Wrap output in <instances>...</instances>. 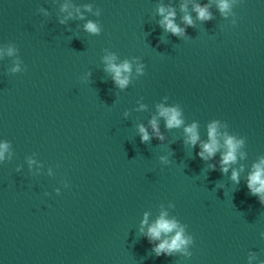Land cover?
Listing matches in <instances>:
<instances>
[{"label":"water","instance_id":"water-1","mask_svg":"<svg viewBox=\"0 0 264 264\" xmlns=\"http://www.w3.org/2000/svg\"><path fill=\"white\" fill-rule=\"evenodd\" d=\"M219 2L0 0V264L264 260V202L247 186L264 158V0ZM162 5L183 33L163 26ZM109 54L131 63L123 88ZM160 105L183 124L166 127ZM214 120L222 145L243 140L227 172L223 147L203 159L186 142V125L207 140ZM162 212L191 236L186 251L156 253L147 229Z\"/></svg>","mask_w":264,"mask_h":264},{"label":"clouds","instance_id":"clouds-1","mask_svg":"<svg viewBox=\"0 0 264 264\" xmlns=\"http://www.w3.org/2000/svg\"><path fill=\"white\" fill-rule=\"evenodd\" d=\"M66 8L67 5H64ZM196 11L200 19H210L211 13L208 6L197 4ZM219 7L221 11L230 9L231 0H220ZM159 12L163 15L161 23L163 26L171 31L173 34H180L185 31L183 27L178 25L174 17L176 15L174 9H166L163 5L159 8ZM71 14V13H69ZM184 20L187 24H192L193 20L190 15H185ZM86 30L90 32H99V26L94 22L89 20L85 24ZM11 49L9 52L11 53ZM107 62V69L112 72L113 79L116 84L120 87H125L129 82L128 73L131 72V63L127 60L121 63H115L116 57L114 54H109L104 57ZM15 70V69H14ZM137 71H142V66L137 67ZM159 115L163 116L166 120V127H179L183 124V117L181 110L177 106H159ZM152 132L155 133L160 139H163V134L160 132L159 124L156 117H153L149 121ZM219 122L212 121L208 125V139L201 140L198 125L193 122L191 125H186L184 131L186 133V142L196 145L200 142V151L198 155L203 159H208L213 157L218 150L223 147L221 152V171L227 172L231 163L237 160V151L243 144V140L236 138L227 133L224 135L223 145L221 144L219 137L221 133L218 131ZM139 133L141 134V140L147 141L150 139V132L148 128L141 124L138 126ZM9 143L7 141H0V160L5 158V153L8 152ZM162 159H165L162 157ZM214 167V165H213ZM232 179L239 180V174L236 169L232 170ZM247 186L253 194H258L261 202H264V158H261L259 162L254 164L253 170L249 173L247 179ZM147 223V213L145 214V219L142 224ZM169 233H174L170 237L167 235ZM147 235L152 240H159L160 242L155 244L154 248L157 254L161 252L171 253L176 250H187V245L191 243V236L185 235V229L179 224L174 218H169L166 212H162L155 222L149 225L147 229ZM162 235L164 236L161 239ZM259 264H264V260H260Z\"/></svg>","mask_w":264,"mask_h":264}]
</instances>
